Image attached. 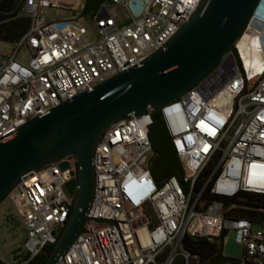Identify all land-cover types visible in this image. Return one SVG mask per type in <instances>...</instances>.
<instances>
[{
	"label": "built area",
	"instance_id": "obj_1",
	"mask_svg": "<svg viewBox=\"0 0 264 264\" xmlns=\"http://www.w3.org/2000/svg\"><path fill=\"white\" fill-rule=\"evenodd\" d=\"M197 1L101 2L86 15L87 33L80 21L83 0L67 4L69 12L59 17L42 14L62 6L56 0H20L28 27L0 52V140L28 119L139 65ZM21 49L29 55L26 63L17 59ZM157 112L180 177L154 180L147 168L149 106L106 129L92 153L85 219L54 264H204L185 247V237L221 242L229 229L242 254L216 264H264L263 231H251L249 219L227 214L237 205L225 204L242 192L264 194V0H256L227 52ZM75 173V159L67 155L26 172L6 192L3 200L15 209L24 235L7 260L0 253V264H31L55 241L73 195L64 184ZM206 190L211 199L202 198Z\"/></svg>",
	"mask_w": 264,
	"mask_h": 264
},
{
	"label": "water",
	"instance_id": "obj_2",
	"mask_svg": "<svg viewBox=\"0 0 264 264\" xmlns=\"http://www.w3.org/2000/svg\"><path fill=\"white\" fill-rule=\"evenodd\" d=\"M255 3L198 0L162 46L139 65L28 119L0 140V200L26 172L67 155L75 159V178L64 184L66 191L73 193L70 211L41 264L55 263L85 219L93 189L91 158L101 133L118 121L140 115L147 106L157 111L193 85L231 47ZM58 166L64 169L66 162L61 160ZM225 259L218 250L207 264Z\"/></svg>",
	"mask_w": 264,
	"mask_h": 264
},
{
	"label": "trees",
	"instance_id": "obj_3",
	"mask_svg": "<svg viewBox=\"0 0 264 264\" xmlns=\"http://www.w3.org/2000/svg\"><path fill=\"white\" fill-rule=\"evenodd\" d=\"M15 0H0V41L9 44L16 41L28 27V17L18 11L20 0L11 9ZM108 0H83L80 10L82 15L92 14L99 3ZM234 60H236V57ZM151 121L147 125V136L151 152L147 158V168L154 180H159L168 175L177 178L182 174L181 166L171 148L169 137L163 127L161 117L157 111L150 113ZM202 198L211 199L212 196L206 191ZM234 202L237 206L227 211V214L249 219L251 222H263L264 218V194L242 192L238 199L225 200V204ZM70 211V209H69ZM52 244H48L32 260L31 264H41L48 255ZM221 246L220 241H206L195 237H185V247L198 255L200 260L207 262Z\"/></svg>",
	"mask_w": 264,
	"mask_h": 264
},
{
	"label": "rangeland",
	"instance_id": "obj_4",
	"mask_svg": "<svg viewBox=\"0 0 264 264\" xmlns=\"http://www.w3.org/2000/svg\"><path fill=\"white\" fill-rule=\"evenodd\" d=\"M56 1L62 4L63 7L44 8L42 14L45 17H59L67 14L69 11L65 6L73 0ZM108 7L113 12H119L120 10L116 5L110 4ZM75 11L79 12V6L75 7ZM87 19L86 15H81L80 17V21L84 24L86 32L91 33L90 24ZM89 38L92 39L93 36L90 35ZM10 47L11 45L9 43L0 41V52H5L10 49ZM28 57V53L23 49L17 54V59L22 63H26ZM225 98L228 99L229 97L227 96ZM15 217L16 214L13 206L2 198L0 200V253L6 260L9 258V255L13 250L22 245L24 231L18 220H15ZM7 218H9V220ZM250 230H262L264 235V223L252 222L250 224ZM221 254L227 257H240L242 254V245L234 240L233 231L230 229L221 238Z\"/></svg>",
	"mask_w": 264,
	"mask_h": 264
}]
</instances>
